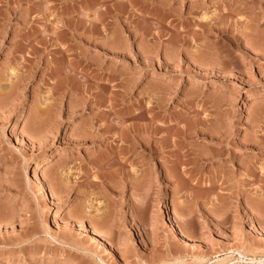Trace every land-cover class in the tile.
Listing matches in <instances>:
<instances>
[{
    "label": "rangeland",
    "instance_id": "1",
    "mask_svg": "<svg viewBox=\"0 0 264 264\" xmlns=\"http://www.w3.org/2000/svg\"><path fill=\"white\" fill-rule=\"evenodd\" d=\"M0 264H264V0H0Z\"/></svg>",
    "mask_w": 264,
    "mask_h": 264
},
{
    "label": "bare ground",
    "instance_id": "2",
    "mask_svg": "<svg viewBox=\"0 0 264 264\" xmlns=\"http://www.w3.org/2000/svg\"><path fill=\"white\" fill-rule=\"evenodd\" d=\"M101 139H102V138H101ZM99 141H100V140H99ZM121 147H122V146H121ZM121 147H120V148H121ZM125 148H126V147H125ZM143 150H144V152H145V151L147 152V153H146L147 156L151 153V148L148 147V146H144V149H143ZM117 154H118V153H117ZM119 154H120V153H119ZM151 156H152V155H151ZM151 156H150V157H151ZM148 157H149V156H148ZM150 157H149V158H150ZM108 159H109V158H108ZM119 160H120V159H119ZM121 161H123V159H122ZM110 165H111V164H110ZM113 165H114V164H113ZM47 166H48V165H47ZM118 174H119V173H118ZM133 174H134V175L136 174V171H135V170H133V171H127V172L123 170V171L120 172L119 175H120V177H122V180H123V177H125V176H127V177H131V176H133ZM130 175H131V176H130ZM137 175H138V174H136V176H137ZM138 176H139V175H138ZM138 176H137V177H138ZM127 177H126V178H127ZM126 178H124V179H126ZM134 179H135V177H134ZM123 181H124V180H123ZM123 181H122V182H123ZM122 185H123V184H122ZM124 189H125V188H124ZM110 192H111V191H110ZM121 192H122V191H121ZM122 193H123V192H122ZM118 195H119V194H118ZM175 229H176V228H175ZM175 233H176V232H175ZM40 260H41V259H40ZM47 260H48V259H47Z\"/></svg>",
    "mask_w": 264,
    "mask_h": 264
}]
</instances>
